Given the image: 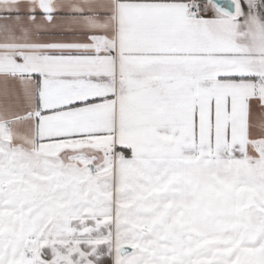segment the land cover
<instances>
[{"label": "snow or ice", "instance_id": "snow-or-ice-1", "mask_svg": "<svg viewBox=\"0 0 264 264\" xmlns=\"http://www.w3.org/2000/svg\"><path fill=\"white\" fill-rule=\"evenodd\" d=\"M0 264H264V0H0Z\"/></svg>", "mask_w": 264, "mask_h": 264}]
</instances>
